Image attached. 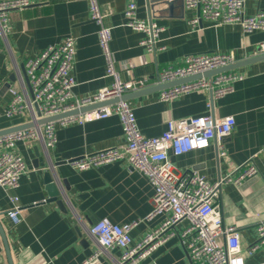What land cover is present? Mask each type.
<instances>
[{
  "label": "crops",
  "instance_id": "obj_1",
  "mask_svg": "<svg viewBox=\"0 0 264 264\" xmlns=\"http://www.w3.org/2000/svg\"><path fill=\"white\" fill-rule=\"evenodd\" d=\"M134 1L138 16L153 20L164 28L156 54H150L140 42L144 34L127 26L125 8ZM33 4L10 16V30L0 37V131L31 122L30 117H8L11 88L22 90L23 71L30 59L41 57L50 46L72 36L76 39L75 65L71 75L75 81L74 99L94 95L111 86L107 62L99 44V25L91 18L90 0H33ZM106 15L105 25L112 28L111 49L114 66L123 81L147 78L149 87L157 86V75L164 67H181L189 55L234 53L237 61L259 55L264 31L244 34L237 25H215L202 20L198 28L190 21L197 9H166L165 16L152 17L150 0H98ZM264 11V0H246L244 14L253 16ZM236 61V62H237ZM134 63L130 71L123 69ZM245 78L235 84L234 91L221 98L211 92H193L172 101L161 100L162 91L133 97L132 104L138 126L147 137L162 135L168 122L188 117L213 115L234 116L233 133L224 139L227 159L219 155L218 141L209 147L176 156L170 162L180 174L197 171L216 182L233 175L234 169L249 159L259 173L240 185L224 183L216 200L225 223L235 225L241 234L243 250L258 239L257 225L264 221V60L232 70ZM15 76V81L12 80ZM26 83V82H25ZM27 90L31 95L27 85ZM62 120V119H61ZM56 121L57 143L46 149L44 143L18 142L17 152L23 157L27 172L14 190L0 188V223L5 231L14 264H83L100 252L97 264H114L122 249L103 250L91 234L93 224L107 218L115 224L143 221L132 232L133 245L157 228L166 218L159 215L147 221L154 208L155 189L149 178L127 162L117 161L86 170L70 162L96 152L122 147L126 143L119 116L85 124L62 125ZM51 171L64 208L53 201L45 175ZM65 182H68L67 185ZM19 198L21 211L15 219L10 213L12 197ZM188 222L176 229L181 232ZM0 233V264H9ZM246 264H264V250L245 258ZM193 264L178 237L171 238L143 263Z\"/></svg>",
  "mask_w": 264,
  "mask_h": 264
},
{
  "label": "built area",
  "instance_id": "obj_2",
  "mask_svg": "<svg viewBox=\"0 0 264 264\" xmlns=\"http://www.w3.org/2000/svg\"><path fill=\"white\" fill-rule=\"evenodd\" d=\"M33 3V0H0V37L6 36L10 30L12 12L21 11ZM245 3L246 0H184L185 8L198 10V16L190 21L193 28H198L205 19L217 26H240L244 34L264 31V11L246 16ZM90 13L91 18L99 25V44L107 62L106 74L113 78L112 85L100 89L90 97L74 99L72 91L75 81L71 73L75 65L76 39L69 36L61 43L48 47L41 57L26 61L27 81H21L22 90L16 87L10 89L12 98L6 110L8 117H30L31 121H36L39 119L36 107L41 116L47 118L93 104L121 99L127 93L152 85V81L147 78H133L129 81L121 79L114 66L111 49L112 28L105 25L106 15L98 0H90ZM125 17L127 26L145 35L140 44L150 54H156L162 49L158 46V41L164 28L153 20L140 18L136 2L127 4ZM257 53L264 54V42L259 44ZM236 61L234 53L189 55L184 66L169 65L160 70L155 84L202 74ZM133 68L134 63L131 62L123 67L125 71ZM244 78L243 74L233 71L223 72L211 79L202 78L163 90L161 100L172 101L193 92H211L213 98H221L233 92L235 84ZM114 115L119 116L122 121L126 143L122 147L73 160L70 164L77 169L86 170L117 161L127 162L132 169L145 174L155 189L154 208L146 220H152L159 215L166 216L159 227L149 231L136 245L132 244V232L143 222L141 220L120 225L104 218L93 224L90 232L103 250H123V254L114 264H144L148 257L174 237L181 240L193 264H246V257H253L264 250V221L257 225L258 239L243 250L239 228L225 223L221 211L216 206L222 184L229 182L240 185L244 180L259 173L252 158L236 167L233 175L216 182L209 181L197 171L180 174L170 162L171 152L179 156L204 149L209 147L214 139L218 141L219 155L227 159L223 141L233 133L236 125L234 116L220 118L203 115L171 120L162 135L147 137L139 129L132 104L119 100L109 106L64 118L61 123L64 126L85 124ZM20 141L29 144L41 142L46 149L54 147L57 143L55 122L0 136L2 189H17L21 177L27 172L25 161L16 150ZM11 201L14 207L10 213L16 219L21 211L19 198L12 197ZM185 221L188 225L178 232L177 225ZM99 256L100 252H95L83 264H97Z\"/></svg>",
  "mask_w": 264,
  "mask_h": 264
},
{
  "label": "water",
  "instance_id": "obj_3",
  "mask_svg": "<svg viewBox=\"0 0 264 264\" xmlns=\"http://www.w3.org/2000/svg\"><path fill=\"white\" fill-rule=\"evenodd\" d=\"M162 5H166L165 6L166 9H170V11L174 10V8L179 9L180 10V14L179 15L181 17H183V12L185 10L184 0H172V1H170V0H150V14H151V18L152 17L165 16L164 12H166L167 10L163 9ZM262 60H264V54L257 55L255 57H252V58L247 59V60L237 61V62H235V63H233L231 65H228L226 67L210 70V71L204 72L202 74H196V75L185 77V78H181V79H178V80H175V81H172V82L162 83V84H159L157 86L147 87V88L139 90V91L127 93L121 99H113V100H109V101L93 104V105H90V106H87V107H82L80 109L67 111V112H64V113H61V114H58V115H54V116H51V117H47V118L42 117L39 109L36 107L37 115H38L39 119H37L36 121H31V122H28V123H24L22 125H19V126L10 128V129H6V130H3V131H0V136L7 135V134H10V133H14V132H17V131H22V130L35 128L38 125L40 126V125H44V124H47V123L56 122V121H59L61 119L68 118V117H71V116L80 115L82 113L89 112V111H92V110L100 108V107H104V106H109V105L115 104V103L119 102V100L129 101L133 97L146 95V94L151 93L153 91H163V90L172 88L174 86L181 85V84L188 83V82H192V81H196V80H200L202 78L211 79L213 76H215L217 74H220V73H223V72H229V71H232L234 69L249 65V64L254 63V62L262 61ZM23 73H25V71H23ZM26 74L27 73L24 74V78L27 81ZM11 78H12V80L15 81V76H12ZM45 180H46V183L48 184V189L50 191V195L53 197V199H51V200L57 201V203L60 204V206L62 208H64L63 200H59V199L55 198V197L58 196L59 191L57 190V184L54 182V175H53V173L51 171H48L46 173ZM67 183L68 182H65L66 185H67ZM0 233L2 234L1 236H2L3 243L5 245V249H6V252H7L8 262H9V264H14L13 258L11 256L12 252H11V250L9 248V243H8L5 231H4L3 226L1 225V223H0Z\"/></svg>",
  "mask_w": 264,
  "mask_h": 264
}]
</instances>
